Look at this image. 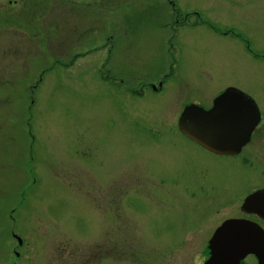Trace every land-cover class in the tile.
<instances>
[{"label": "rangeland", "instance_id": "1", "mask_svg": "<svg viewBox=\"0 0 264 264\" xmlns=\"http://www.w3.org/2000/svg\"><path fill=\"white\" fill-rule=\"evenodd\" d=\"M227 87L230 159L176 127ZM262 186L264 0H0V264H202Z\"/></svg>", "mask_w": 264, "mask_h": 264}, {"label": "water", "instance_id": "2", "mask_svg": "<svg viewBox=\"0 0 264 264\" xmlns=\"http://www.w3.org/2000/svg\"><path fill=\"white\" fill-rule=\"evenodd\" d=\"M259 121L255 101L234 87L216 95L209 108L185 104L177 118L179 131L200 146L216 154H236L249 140ZM240 209L264 218V190L246 195ZM17 238V237H16ZM18 243L21 241L17 238ZM210 256L204 264H238L247 254L264 263V232L245 219H227L208 240Z\"/></svg>", "mask_w": 264, "mask_h": 264}, {"label": "flooded vegetation", "instance_id": "3", "mask_svg": "<svg viewBox=\"0 0 264 264\" xmlns=\"http://www.w3.org/2000/svg\"><path fill=\"white\" fill-rule=\"evenodd\" d=\"M161 85H162V80H159L158 81V83H157V88L158 89H160L161 88ZM134 94H136V93H134ZM214 98V97H213ZM213 98L211 99V101H210V104L208 105V106H205V105H202V104H199L198 103V105H201V106H203L204 108H209L210 106H211V103H212V100H213ZM257 105V104H256ZM258 107V106H257ZM258 110H259V108H258ZM261 119H262V112L259 110V121H258V123H257V125L255 126V128L253 129V131L251 132V135H250V138H249V140L247 141V143L243 146V147H241V149L239 150V152L238 153H236V154H234V155H221V154H216V153H213V152H210V151H208V150H206L205 148H203V147H201L200 145H198L196 142H194L193 140H191V139H188L187 137H185L183 134H181V132L178 130V128H177V131H178V133L181 135V136H183L184 138H186L187 140H189L190 142H192V143H194V144H196L198 147H200L201 149H203L207 154H209V155H212V156H216V157H219V156H224V157H226V158H233V157H237V156H239V155H241L243 152H244V149L252 142V140H253V138H254V136H255V134L257 133V129L259 128V125H260V121H261ZM176 127H177V124H176ZM157 134H159V133H157ZM156 134V135H157ZM258 189H263L264 190V187L262 186V187H258V188H255L253 191H255V190H258ZM253 191H251V192H253ZM251 192H249V193H251ZM249 193H247V194H249ZM246 194V195H247ZM245 197V196H244ZM242 202V201H241ZM241 202H240V205H239V210H240V212L242 213V215L241 216H234V217H227V218H225L224 220H222L221 222H220V224L217 226V227H219L225 220H227V219H232V218H235V219H245V220H248V221H251V222H253V223H255L256 225H258L262 230H263V232H264V218H262V217H260V216H258L257 214H254V213H247V212H244V211H242L241 209H240V206H241ZM216 227V228H217ZM215 228V229H216ZM214 229V230H215ZM214 230L212 231V233L214 232ZM212 233H211V235H212ZM210 235V236H211ZM210 236H209V238H210ZM208 238V239H209ZM208 241V240H207ZM209 256H210V253H209V251H208V249L206 250V253H205V255H204V259H203V262H202V264H204L205 263V261L209 258ZM238 264H258V259H257V257L254 255V254H247L245 257H243L240 261H239V263ZM264 264V263H263Z\"/></svg>", "mask_w": 264, "mask_h": 264}]
</instances>
